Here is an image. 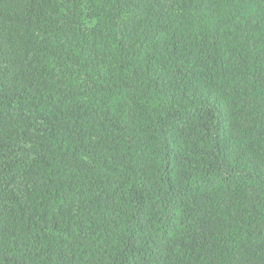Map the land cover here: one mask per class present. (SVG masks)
Here are the masks:
<instances>
[{
  "label": "trees",
  "instance_id": "1",
  "mask_svg": "<svg viewBox=\"0 0 264 264\" xmlns=\"http://www.w3.org/2000/svg\"><path fill=\"white\" fill-rule=\"evenodd\" d=\"M0 264H264V0H0Z\"/></svg>",
  "mask_w": 264,
  "mask_h": 264
}]
</instances>
